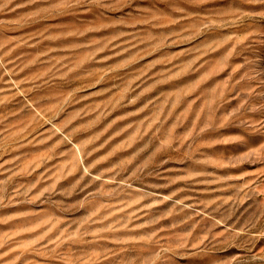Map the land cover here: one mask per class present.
<instances>
[{
    "label": "rangeland",
    "instance_id": "obj_1",
    "mask_svg": "<svg viewBox=\"0 0 264 264\" xmlns=\"http://www.w3.org/2000/svg\"><path fill=\"white\" fill-rule=\"evenodd\" d=\"M0 264H264V0H0Z\"/></svg>",
    "mask_w": 264,
    "mask_h": 264
}]
</instances>
